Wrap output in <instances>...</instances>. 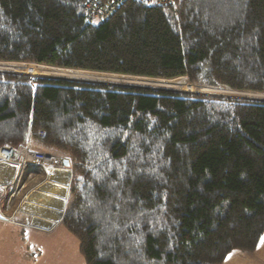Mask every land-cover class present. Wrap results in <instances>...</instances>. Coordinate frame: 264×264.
I'll list each match as a JSON object with an SVG mask.
<instances>
[{"label": "trees", "instance_id": "obj_1", "mask_svg": "<svg viewBox=\"0 0 264 264\" xmlns=\"http://www.w3.org/2000/svg\"><path fill=\"white\" fill-rule=\"evenodd\" d=\"M89 1L0 0V64L264 95V0L87 23ZM27 138L70 164L59 225L85 264H221L264 235L263 99L0 73V148Z\"/></svg>", "mask_w": 264, "mask_h": 264}, {"label": "rangeland", "instance_id": "obj_2", "mask_svg": "<svg viewBox=\"0 0 264 264\" xmlns=\"http://www.w3.org/2000/svg\"><path fill=\"white\" fill-rule=\"evenodd\" d=\"M4 65V64H1ZM9 65V64H7ZM11 65V64H10ZM23 67L31 66V65H23V64H15ZM13 66V65H12ZM35 67V66H32ZM43 69L45 67H38V69ZM50 69V68H48ZM53 70V69H52ZM60 71V70H55ZM62 71V70H61ZM0 73H15V74H25L32 78L36 77H47V78H61V79H70V80H78V81H88V82H99L109 85H120V86H138L143 87L147 86L150 88H164L171 89L176 91H183L189 93H200L206 95H217L222 97H245L255 98V99H263L264 96L257 97L258 94L245 93V92H236V91H228L224 92L218 88H197L194 87L193 91H184L177 89L175 87H170L169 85L158 86L157 82L162 83H177L179 86L182 83L189 84L185 79H176L172 81H163V80H150V79H142V78H133V77H125V76H114V81H99V80H86V79H72L64 76H48V75H30L28 73H23L22 71H8L4 68L0 67ZM69 74L75 73L74 71L67 72ZM88 74V73H85ZM92 75H102L96 73H90ZM105 76V75H103ZM113 76V75H106ZM64 77V78H63ZM109 78V77H107ZM124 81V82H122ZM132 81V82H131ZM120 82V83H119ZM155 82V84H154ZM143 83V84H142ZM191 85V84H189ZM216 89V90H215ZM236 92V93H235ZM239 93H243L245 95H238ZM41 151V150H37ZM50 154V153H48ZM52 155V154H51ZM56 156V155H55ZM59 157V156H58ZM7 165H0V167ZM14 169V175L16 174V170L14 167L9 166ZM14 178V177H13ZM12 178V181H13ZM11 181V182H12ZM50 180L46 181L44 178H37L34 181H27L25 188L19 195L16 196L14 202H11L10 209L6 210L7 198H9L10 194L13 193V187L7 188L5 191V198H2L0 201V264H85L84 259L79 251V243L78 241L69 234L62 225L55 224L50 230H37L34 228H28L27 222H29V217L25 216L27 212H29V207H34L39 205L43 206L40 201H36L32 198L31 189L34 185H42L43 183H49ZM63 183V182H62ZM7 187L8 185L0 184V187ZM37 189V187H36ZM9 190V191H8ZM61 190V189H60ZM2 193L3 190L0 189ZM9 195V196H8ZM60 195H62V190ZM45 196H41L43 198ZM62 201L61 208L58 210L61 215L64 206L65 193L61 196ZM48 198V197H47ZM44 199V198H43ZM35 202V203H33ZM35 204V205H32ZM7 204V205H6ZM66 205V204H65ZM12 217V222H8L7 218Z\"/></svg>", "mask_w": 264, "mask_h": 264}, {"label": "built area", "instance_id": "obj_3", "mask_svg": "<svg viewBox=\"0 0 264 264\" xmlns=\"http://www.w3.org/2000/svg\"><path fill=\"white\" fill-rule=\"evenodd\" d=\"M150 7H160V6H175V0H137ZM120 0H90L85 6V19L87 23H96L107 19L115 10L116 6ZM216 90V89H215ZM221 91L228 92L231 90L221 89ZM236 93V92H235ZM238 95H245L239 93ZM253 96H255L253 94ZM264 96V95H257ZM241 97V96H240ZM63 158L34 151L30 147V139L27 138L22 146L18 147H2L0 148V165L12 166L15 168V176L11 184L7 187L3 186L0 189L3 192L6 191L8 187H13V193L7 198L6 210L11 207V202H14L16 196L25 188V181L23 179L24 171L27 167L39 168L44 175L46 181L50 180L51 175L54 173H66L68 175V182L66 184V193L69 192L70 181L72 177V171L70 168L63 167ZM5 198V196L3 197ZM1 201V200H0ZM10 203V205H9ZM12 217L7 218L8 222H12Z\"/></svg>", "mask_w": 264, "mask_h": 264}, {"label": "crops", "instance_id": "obj_4", "mask_svg": "<svg viewBox=\"0 0 264 264\" xmlns=\"http://www.w3.org/2000/svg\"><path fill=\"white\" fill-rule=\"evenodd\" d=\"M23 174V179L26 183L27 181H34L38 177L41 178V180L44 178L43 172L36 167H28ZM13 175V168L9 166L0 167V184L9 186L11 184L12 178L14 177ZM67 182L68 175L66 173H54L51 175L49 183H43L42 185L37 186L34 185L30 188V190L34 189V191L30 192L32 198L36 201L42 199L40 202L43 204V206L39 205V207H37V205L34 207H29V212H27L25 215L29 217L30 220L27 222L28 228L45 231L52 229L55 224H59L68 197V193H66ZM60 189L62 190V195H60ZM11 191L9 192V195H11ZM63 193H65V204L60 215L58 210L61 208L60 202L62 201L61 196H63ZM5 195V192L2 193L0 191V200H2ZM41 196H45L43 197L44 199L41 198ZM33 203L32 205L36 204ZM221 264H264V235L260 239L258 247L253 253L246 254L237 251L232 252Z\"/></svg>", "mask_w": 264, "mask_h": 264}, {"label": "bare ground", "instance_id": "obj_5", "mask_svg": "<svg viewBox=\"0 0 264 264\" xmlns=\"http://www.w3.org/2000/svg\"><path fill=\"white\" fill-rule=\"evenodd\" d=\"M13 65V66H12ZM0 67L1 68H4L5 70H8V71H22L23 73H28L32 76L34 75H48V76H64V77H68V78H72V79H86V80H92V81H96V80H101V81H114V76H103V75H92L90 73L88 74H85V72H75V73H72V74H69L67 72H70V71H55V70H52V69H48L47 67L46 68H41V69H38V67H32L31 66H27V67H23V66H20V65H16L15 64H4V65H1L0 64ZM63 77V78H64ZM109 77V78H107ZM116 81V80H115ZM156 81V80H155ZM177 81V80H176ZM124 82V81H122ZM132 82V81H131ZM120 83V82H119ZM110 84V83H109ZM143 84V83H142ZM155 84V82H154ZM156 85V84H155ZM157 85L158 86H165V85H169L170 87H175L177 89H180V90H184V91H193L194 90V86L193 85H189V84H185V83H182L180 86L176 83H162V82H157Z\"/></svg>", "mask_w": 264, "mask_h": 264}, {"label": "water", "instance_id": "obj_6", "mask_svg": "<svg viewBox=\"0 0 264 264\" xmlns=\"http://www.w3.org/2000/svg\"><path fill=\"white\" fill-rule=\"evenodd\" d=\"M53 70H56V69H53ZM74 81H76V80H74ZM84 82H88V81H84ZM90 83H95V82H90ZM97 83H99V82H97ZM102 84H104V83H102ZM117 86H120V85H117ZM127 87H138V86H127ZM139 88L153 89V88H150V87H147V86H143V87H139ZM156 89L157 90H170V89H164V88H161V89L156 88ZM62 165H63V167H66V168H69L70 167V164H69L68 160H65V159H63V161H62Z\"/></svg>", "mask_w": 264, "mask_h": 264}]
</instances>
